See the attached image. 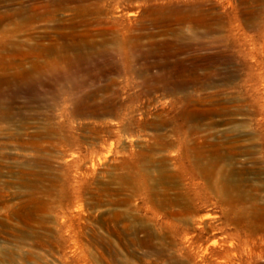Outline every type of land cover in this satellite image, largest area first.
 I'll return each mask as SVG.
<instances>
[{"label": "rangeland", "instance_id": "obj_1", "mask_svg": "<svg viewBox=\"0 0 264 264\" xmlns=\"http://www.w3.org/2000/svg\"><path fill=\"white\" fill-rule=\"evenodd\" d=\"M22 68L0 264H264V0H0Z\"/></svg>", "mask_w": 264, "mask_h": 264}, {"label": "bare ground", "instance_id": "obj_2", "mask_svg": "<svg viewBox=\"0 0 264 264\" xmlns=\"http://www.w3.org/2000/svg\"><path fill=\"white\" fill-rule=\"evenodd\" d=\"M201 8V7H200ZM198 6L197 7H186L183 11L186 19L189 21V23H193V24H196V25H199L202 23V19H198V15L199 13H201L200 11L202 10H199L200 9ZM208 10V9H207ZM206 11V10H205ZM208 12V11H207ZM214 13V12H213ZM212 13V14H213ZM129 15H132V13H128ZM200 18V17H199ZM212 18V17H211ZM214 18V17H213ZM208 19V18H207ZM210 19V18H209ZM199 20V21H198ZM187 22V21H186ZM206 22V21H205ZM209 23V22H208ZM212 24V23H211ZM214 24V22H213ZM210 25V24H209ZM216 25V24H215ZM204 26V25H203ZM207 29V28H206ZM204 32V31H203ZM206 33V32H205ZM210 33V32H209ZM213 34V32H212ZM211 34V35H212ZM207 35V34H206ZM210 35V36H211ZM215 39V38H214ZM204 42H202L201 44H203ZM202 46V45H201ZM204 46V45H203ZM34 68H37V65L35 64V67ZM33 69H26V68H22L20 69L18 72L16 73H5V74H1L0 75V80H3V81H7V82H10V81H15V80H22V82H32L34 81V79L36 78L34 76V73L35 70ZM3 69V68H2ZM40 74L42 73V69L40 70ZM36 73V72H35ZM39 74V75H40ZM38 77V76H37ZM199 159L196 160L195 162V165L196 166H199L201 167L204 172V174L206 175H209L211 173H214L213 171V166H209V164H204L202 163L200 157H198ZM216 185H218V182L215 183Z\"/></svg>", "mask_w": 264, "mask_h": 264}]
</instances>
